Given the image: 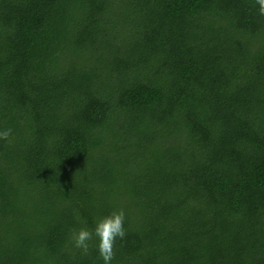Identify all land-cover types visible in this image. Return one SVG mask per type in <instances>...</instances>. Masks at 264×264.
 I'll use <instances>...</instances> for the list:
<instances>
[{
	"label": "trees",
	"instance_id": "obj_1",
	"mask_svg": "<svg viewBox=\"0 0 264 264\" xmlns=\"http://www.w3.org/2000/svg\"><path fill=\"white\" fill-rule=\"evenodd\" d=\"M255 0H0V264H264Z\"/></svg>",
	"mask_w": 264,
	"mask_h": 264
},
{
	"label": "clouds",
	"instance_id": "obj_2",
	"mask_svg": "<svg viewBox=\"0 0 264 264\" xmlns=\"http://www.w3.org/2000/svg\"><path fill=\"white\" fill-rule=\"evenodd\" d=\"M258 5V14L264 16V0H255ZM12 134V129L0 130V140L8 141ZM125 213L122 209L113 211L109 215L100 218L94 229L89 230L81 227L73 230L71 241L75 248L80 249L82 254H88L89 242L95 236L97 239L96 250L102 260V264H112L115 258V243L117 238L123 240L126 232L124 229Z\"/></svg>",
	"mask_w": 264,
	"mask_h": 264
}]
</instances>
